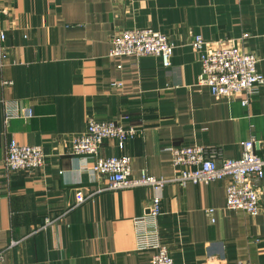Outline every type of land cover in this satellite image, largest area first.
<instances>
[{"label": "crops", "instance_id": "1", "mask_svg": "<svg viewBox=\"0 0 264 264\" xmlns=\"http://www.w3.org/2000/svg\"><path fill=\"white\" fill-rule=\"evenodd\" d=\"M0 11L7 36L0 68V264H151V254L136 249L135 221L154 191L98 193L107 183L92 172L96 158L67 154L89 119L127 118L125 127L140 129L123 149L106 140L99 154L128 155L134 177L142 171L173 177L171 148L212 147L223 159H239L242 143L254 140L264 157V84L247 107L244 93L215 99L198 85L202 68L191 46L192 35L234 44L258 58L264 76V0H0ZM145 29L175 45L172 67L153 56L110 57L115 34ZM10 101L31 117L5 124ZM12 140L41 146L45 165L9 173L4 158ZM160 196L158 229L175 264H221L210 258L264 264V183L256 216L226 208L225 181L169 184ZM47 220L54 223L43 229Z\"/></svg>", "mask_w": 264, "mask_h": 264}, {"label": "built area", "instance_id": "2", "mask_svg": "<svg viewBox=\"0 0 264 264\" xmlns=\"http://www.w3.org/2000/svg\"><path fill=\"white\" fill-rule=\"evenodd\" d=\"M3 13L0 11V14ZM6 33L0 27V68L7 58ZM110 57L161 58L166 69L172 67L175 45L169 38L151 29L126 30L115 34L111 39ZM191 46L201 64L198 85L210 90L212 96L219 99H232L244 93L242 102L247 107L264 84V76L257 70L258 58L246 53L234 44H210L201 36L192 35ZM12 82L4 81L3 86ZM30 118L31 112H24ZM17 103H5L4 121L22 115ZM127 118L119 121H97L89 119L83 134L71 138L67 143V154L71 157H94L96 161L92 172L98 178H104L106 185L99 192L151 188L155 196L151 199L146 213L135 221L136 249L151 254V264H175L168 247L162 242L158 219L162 214L161 192L169 184L185 186L192 184H209L217 181L226 182V208L242 211L256 216L262 210L260 185L264 183V157L255 153L254 140L242 143L243 154L239 159H223L221 151L212 147L171 148L172 167L178 172L170 178H156L142 171L139 177L133 176L132 159L128 155L100 157V150L106 140H114L119 149L135 140L141 133L136 126L125 127ZM65 142V141H63ZM46 154L41 146H22L16 141L9 142L4 158L9 173L34 172L45 165ZM214 210H208L213 217ZM212 222L214 219L212 218ZM54 222L47 220L43 229ZM22 240L11 241L10 248L18 246ZM225 264L224 261L210 258ZM2 260V255H0ZM251 264V263H247Z\"/></svg>", "mask_w": 264, "mask_h": 264}]
</instances>
